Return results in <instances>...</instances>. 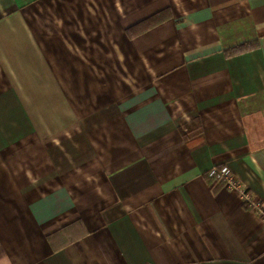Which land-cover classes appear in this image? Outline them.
<instances>
[{
  "label": "crops",
  "instance_id": "1",
  "mask_svg": "<svg viewBox=\"0 0 264 264\" xmlns=\"http://www.w3.org/2000/svg\"><path fill=\"white\" fill-rule=\"evenodd\" d=\"M223 165L264 210V0H0V264H264Z\"/></svg>",
  "mask_w": 264,
  "mask_h": 264
},
{
  "label": "built area",
  "instance_id": "2",
  "mask_svg": "<svg viewBox=\"0 0 264 264\" xmlns=\"http://www.w3.org/2000/svg\"><path fill=\"white\" fill-rule=\"evenodd\" d=\"M212 184L221 186L224 190L236 194L241 202L251 212L256 214L264 223V210L261 205L253 201L244 184L240 183L232 174L230 168L226 165L213 167L207 174Z\"/></svg>",
  "mask_w": 264,
  "mask_h": 264
},
{
  "label": "trees",
  "instance_id": "3",
  "mask_svg": "<svg viewBox=\"0 0 264 264\" xmlns=\"http://www.w3.org/2000/svg\"><path fill=\"white\" fill-rule=\"evenodd\" d=\"M159 18H160L159 15L158 16L156 15L155 17L150 18V19L142 22L140 24V26H136V27H133V28L129 29L128 30L129 37H133L134 35H136L142 29H147L148 27H151L154 24H157L160 21ZM245 51H248V49L245 48V47H235V48H233L231 50H228L226 52V55L227 56H235V55L241 54V53H243ZM181 133H182V135H183L184 138H187L188 135H190L189 133L192 134V132L191 131H188L187 128H186V131L185 132L182 131Z\"/></svg>",
  "mask_w": 264,
  "mask_h": 264
},
{
  "label": "rangeland",
  "instance_id": "4",
  "mask_svg": "<svg viewBox=\"0 0 264 264\" xmlns=\"http://www.w3.org/2000/svg\"><path fill=\"white\" fill-rule=\"evenodd\" d=\"M49 11H51V10H49Z\"/></svg>",
  "mask_w": 264,
  "mask_h": 264
}]
</instances>
